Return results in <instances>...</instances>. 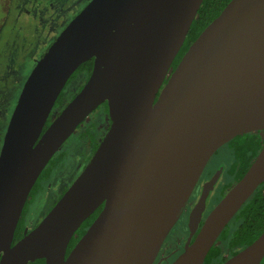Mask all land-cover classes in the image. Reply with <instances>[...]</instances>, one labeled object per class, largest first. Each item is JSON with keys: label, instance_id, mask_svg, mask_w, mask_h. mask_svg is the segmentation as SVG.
<instances>
[{"label": "water", "instance_id": "obj_1", "mask_svg": "<svg viewBox=\"0 0 264 264\" xmlns=\"http://www.w3.org/2000/svg\"><path fill=\"white\" fill-rule=\"evenodd\" d=\"M201 2L88 0L38 57L0 146V264H151L211 154L236 135L264 131V0H229L171 70ZM89 58L87 79L54 114L67 80ZM103 102L110 123L88 162L12 243L40 172ZM215 180L203 186L170 264L203 263L264 181V140L198 227ZM263 256L264 229L220 264H260Z\"/></svg>", "mask_w": 264, "mask_h": 264}, {"label": "rangeland", "instance_id": "obj_2", "mask_svg": "<svg viewBox=\"0 0 264 264\" xmlns=\"http://www.w3.org/2000/svg\"><path fill=\"white\" fill-rule=\"evenodd\" d=\"M87 1L0 0V146L20 89L33 64ZM83 77V73L79 72L64 85L62 90L66 102L78 89ZM101 117L106 119L108 113L98 107L82 124ZM83 125L79 130L76 128L60 147L59 150L65 153L61 165L41 182V188L32 201L25 203V229L32 228L40 221L60 192L72 183L88 162L89 146L86 139L75 137ZM223 149L216 156L225 161ZM227 176L225 168L213 191L214 195Z\"/></svg>", "mask_w": 264, "mask_h": 264}, {"label": "trees", "instance_id": "obj_3", "mask_svg": "<svg viewBox=\"0 0 264 264\" xmlns=\"http://www.w3.org/2000/svg\"><path fill=\"white\" fill-rule=\"evenodd\" d=\"M229 0H202L194 19L192 20L185 39L175 55L170 69L172 70L180 57L187 49L188 45L195 39L199 32L214 18L216 17L222 8L226 5ZM93 58H89L83 61L71 74L66 84L71 81V79L79 72L87 79L91 68H92ZM84 83V82H83ZM80 87V86H79ZM78 87V88H79ZM79 90V89H78ZM65 99L63 97V90L59 93L53 110L57 111L65 104ZM103 111L107 112V104L103 102L98 106ZM97 107V108H98ZM59 111V110H58ZM52 113L47 118L44 128L49 124ZM81 125V124H80ZM80 125L77 127L79 130ZM100 122L97 119H92L88 123L84 124L82 129L75 136L77 138H85L87 145L90 148V153L94 152L98 145V137H100ZM264 140V131L256 130L248 133L236 135L230 139L228 142L229 148L232 153V169L236 172L235 178L238 180L246 168L249 166L250 162L256 155L257 151L261 147ZM65 153L62 150L57 151L48 161L46 166L42 169L36 181L34 182L26 202L32 201L36 192L41 188V182L49 178L51 173H54L55 169L61 165ZM262 187L264 182L261 183ZM257 187L256 190L244 201V203L237 210L235 218L230 221L222 229L215 243L208 250L204 261L202 264H220L226 257L234 254L240 248L249 244L263 229H264V188ZM25 202V203H26ZM25 205V204H24ZM25 207L21 212L20 218L14 230V237L12 243L20 238L25 229ZM101 205L97 207L87 218H85L80 226L74 231L72 237L69 240L66 253L74 245L77 239L82 235L90 222L97 215L100 210ZM232 223V225H230ZM227 253V256L224 254ZM28 264H45L43 258H37ZM260 264H264V256L260 261Z\"/></svg>", "mask_w": 264, "mask_h": 264}, {"label": "flooded vegetation", "instance_id": "obj_4", "mask_svg": "<svg viewBox=\"0 0 264 264\" xmlns=\"http://www.w3.org/2000/svg\"><path fill=\"white\" fill-rule=\"evenodd\" d=\"M83 78L84 79L80 83V87L82 86L83 82H85L86 77L84 76ZM78 89L74 93H76L78 91ZM74 93L71 95V97L74 95ZM58 110L57 111L52 110V112L54 114H56L58 112ZM102 110H103V108L101 109V111ZM97 120H99V122H100V125H99L100 137H98V142H99L101 137L105 133L106 129L108 128L110 120L108 117H106V119H102V117L97 118ZM83 124L81 123L80 127ZM229 141L230 140H228L226 143L219 146L211 154V156L207 160V162H206L205 166L203 167V169H202V171L198 177V180L196 181L195 186H194L191 194L189 195L188 199L186 200L176 222L174 223V225L172 226L170 231L165 236V238H164L156 256L154 257L153 261L151 262V264H170L181 253V251L183 250L184 244L186 242V239L188 237V234H189V228H188L189 213L192 210V208L194 207V205L196 204L203 186L208 181H210L213 177L216 176V180L214 182V185L206 197L205 208L202 212L198 227L200 226V224L202 223L203 219L208 214V212L221 199V197L225 194V192L229 189V187L237 181L236 179H234L236 172L234 171L235 169L234 170L232 169L233 159H232L231 149L229 148V145H228ZM222 149L224 150V152H223L224 155H222V156L225 157V159H224L225 161L222 160L223 159L222 157L216 156L217 152H220V150H222ZM88 150L89 151H88L87 160L92 155V152L90 153V148ZM225 168L227 169L228 176L225 178V180L222 182L221 186L219 187L218 193H216L214 195L213 191L215 190V187H216L222 173L224 172ZM263 182L264 181H262L261 183H263ZM261 183L257 187H260V186L262 187ZM257 187L255 188V190L257 189ZM262 188H264V185ZM63 191L60 192L58 197L62 194ZM102 205L103 204H101V207H102ZM236 213H237V211H236ZM236 213L231 217V219L228 221V223L230 221L234 220ZM183 222H185L184 225H183ZM197 230H198V228L192 234L191 240L193 239ZM224 256H227V253H225Z\"/></svg>", "mask_w": 264, "mask_h": 264}]
</instances>
